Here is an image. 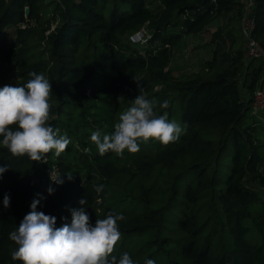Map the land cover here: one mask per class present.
<instances>
[{
    "label": "trees",
    "instance_id": "16d2710c",
    "mask_svg": "<svg viewBox=\"0 0 264 264\" xmlns=\"http://www.w3.org/2000/svg\"><path fill=\"white\" fill-rule=\"evenodd\" d=\"M244 12L240 0H160L157 11L148 0H0V41L13 29L1 61L17 71V86L31 72L49 80L48 123L71 140L46 162L13 157L0 144V166L9 167L0 178V264H22L12 260L18 245L9 234L34 200L56 227L81 207L93 225L123 215L117 260L127 253L134 264H264V118L252 99L264 61L246 59ZM253 16L252 37L264 49V0H254ZM217 21L224 23L212 35L211 60L196 73L168 70L178 43ZM143 27L152 36L144 54L128 42ZM138 84L148 99L170 101L155 111L186 125V134L101 156L91 133L114 132ZM53 168L63 183L52 181Z\"/></svg>",
    "mask_w": 264,
    "mask_h": 264
},
{
    "label": "clouds",
    "instance_id": "9594fccd",
    "mask_svg": "<svg viewBox=\"0 0 264 264\" xmlns=\"http://www.w3.org/2000/svg\"><path fill=\"white\" fill-rule=\"evenodd\" d=\"M29 76L32 78L24 86L0 87V144L13 157L26 155L34 162H46L50 152L54 151L57 157L65 152L71 140L48 123L52 118V84L43 74L31 72ZM138 93L130 101L131 107L119 114L112 134H102L99 130L91 133V141L101 156L112 152L122 158L126 150L138 153L142 143L154 140L167 146L186 134V125L170 120L167 111L162 115L155 111L157 106L168 109L169 100L157 102L148 99L139 84ZM123 100V96L117 97V102ZM13 125L18 126V130H13ZM8 168L7 165L0 166V178ZM68 179H72L70 174ZM53 180L63 183L58 176ZM95 190L101 192L103 185ZM48 193H53L51 187ZM39 202H32L30 212L24 216L17 230L9 234V239L18 245L11 253L13 261L19 260L22 264H134L127 253L118 260L112 255L121 239L117 221L123 220V215L108 214L93 225L85 207H81L71 211L70 224L56 227V217L37 211ZM86 202V199H81L79 204L85 205ZM3 206L5 209L10 207L8 195L3 198ZM146 264H155V261L149 259Z\"/></svg>",
    "mask_w": 264,
    "mask_h": 264
},
{
    "label": "rangeland",
    "instance_id": "374dc122",
    "mask_svg": "<svg viewBox=\"0 0 264 264\" xmlns=\"http://www.w3.org/2000/svg\"><path fill=\"white\" fill-rule=\"evenodd\" d=\"M148 6L152 10L157 11L160 8V0H148ZM12 31V28L6 29L2 37V41H0L1 47H8L11 44L9 42V36ZM200 36L201 35H192L186 37L185 39H183V41H180L178 43L177 49L175 50L173 58L171 59L168 67V70L173 72L174 75L180 76L197 72L201 68L202 63H204V61L207 62V60L210 58L213 53V49L210 51L209 47H206V45L205 47H200L198 43V40L201 38ZM189 45L191 47H189L190 49L188 50ZM145 50L146 47H142L140 49L142 54L146 52ZM16 75L17 71L15 69H12L10 67V64L2 62L0 59V87H3L4 85L17 86L19 79ZM261 170L264 174V164H262Z\"/></svg>",
    "mask_w": 264,
    "mask_h": 264
},
{
    "label": "built area",
    "instance_id": "2783aa9c",
    "mask_svg": "<svg viewBox=\"0 0 264 264\" xmlns=\"http://www.w3.org/2000/svg\"><path fill=\"white\" fill-rule=\"evenodd\" d=\"M244 5V16L242 19V28L246 37L245 56L247 60L261 59L264 61V49L252 37L254 31L255 21L253 16L254 0H241ZM151 32L147 27L141 28L138 32L128 37V42L139 48L148 46L151 40ZM253 113L259 118H264V75L259 83L258 88L253 94ZM59 176L57 169L53 168L50 172L51 179ZM52 179V181H54Z\"/></svg>",
    "mask_w": 264,
    "mask_h": 264
},
{
    "label": "crops",
    "instance_id": "0c3cea01",
    "mask_svg": "<svg viewBox=\"0 0 264 264\" xmlns=\"http://www.w3.org/2000/svg\"><path fill=\"white\" fill-rule=\"evenodd\" d=\"M218 22H219V24H218ZM212 25L213 26H210L209 28H207L205 32H203L202 34H199V35H201L200 36L201 38L198 40V43H199L200 47H205V45H206V47L207 46L209 47L210 51L213 49L212 35L219 27H221L223 25V22L222 21H217V23L214 22V24H212ZM189 47H191V46L190 45L188 46V50L190 49ZM176 49H177V47H176ZM188 56H189V51H188ZM211 56H210V58L207 61L211 60V58H212ZM194 73H196V72H194ZM188 74H191V73H188Z\"/></svg>",
    "mask_w": 264,
    "mask_h": 264
},
{
    "label": "water",
    "instance_id": "95a60500",
    "mask_svg": "<svg viewBox=\"0 0 264 264\" xmlns=\"http://www.w3.org/2000/svg\"><path fill=\"white\" fill-rule=\"evenodd\" d=\"M29 14H30V9L27 7V8L25 9V15H26V18L29 17ZM61 67H62V65L60 64L59 67H58V74H59L60 71H61ZM14 264H16V262H14Z\"/></svg>",
    "mask_w": 264,
    "mask_h": 264
}]
</instances>
